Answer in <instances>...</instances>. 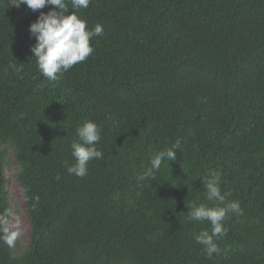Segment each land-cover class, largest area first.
<instances>
[{
    "label": "trees",
    "instance_id": "16d2710c",
    "mask_svg": "<svg viewBox=\"0 0 264 264\" xmlns=\"http://www.w3.org/2000/svg\"><path fill=\"white\" fill-rule=\"evenodd\" d=\"M51 7L0 0V214L11 147L31 222L20 255L0 241V264H264V0H90L76 14L104 34L55 81L29 31ZM85 121L103 158L78 177L67 167ZM177 138V158L140 180ZM210 171L243 214L209 259L194 237L211 226L187 205L220 206Z\"/></svg>",
    "mask_w": 264,
    "mask_h": 264
},
{
    "label": "clouds",
    "instance_id": "9594fccd",
    "mask_svg": "<svg viewBox=\"0 0 264 264\" xmlns=\"http://www.w3.org/2000/svg\"><path fill=\"white\" fill-rule=\"evenodd\" d=\"M90 0H8V6L19 8L25 5L27 9L37 11L52 6L45 13L40 12L37 19L30 24L29 31L35 37L36 43L31 52L36 58L39 72L50 81L59 78L58 74L66 72L74 65L85 61L94 51L90 41L94 37L104 34L103 26L96 24L89 29L86 21L81 19L75 10L89 6ZM72 11H69V10ZM14 71H20L15 65H10ZM100 128L94 121H85L77 127L76 133L80 142L71 143L72 155L75 163L67 167L69 175L83 177L87 174V164L93 159H102L103 152L96 147L100 141ZM181 148V139L177 138L170 147L159 151L150 158V166L140 180L155 178L154 173L160 169L162 161H172L177 158V150ZM208 201H217L220 206L209 207L189 204L188 219L192 221H207L211 230H201L195 235V241L203 246L206 258L218 253L220 248L217 240L227 234L224 221L229 214L237 216L243 214L238 200L228 201L226 194H222L221 173L210 171L209 178L202 180ZM176 186V185H173ZM10 212L0 214V241L12 247L18 235L9 227Z\"/></svg>",
    "mask_w": 264,
    "mask_h": 264
},
{
    "label": "rangeland",
    "instance_id": "374dc122",
    "mask_svg": "<svg viewBox=\"0 0 264 264\" xmlns=\"http://www.w3.org/2000/svg\"><path fill=\"white\" fill-rule=\"evenodd\" d=\"M8 156L5 161L6 191L12 204L9 227L18 233L13 245L16 255H20L30 242L31 222L27 211L25 196L21 185L16 180L19 164L11 147H7Z\"/></svg>",
    "mask_w": 264,
    "mask_h": 264
}]
</instances>
